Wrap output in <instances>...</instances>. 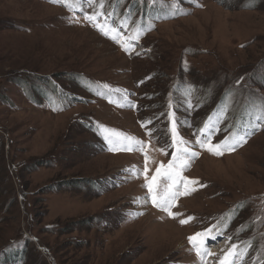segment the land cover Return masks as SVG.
<instances>
[{
    "label": "rangeland",
    "instance_id": "rangeland-1",
    "mask_svg": "<svg viewBox=\"0 0 264 264\" xmlns=\"http://www.w3.org/2000/svg\"><path fill=\"white\" fill-rule=\"evenodd\" d=\"M91 1L128 26L92 13ZM139 3L0 0V261L7 253L13 264H221L225 256L262 264L250 251L264 256V0H174L178 8L164 0L143 14ZM94 14L109 35L85 19ZM45 87L68 105L43 103ZM171 93L188 142L174 155L185 146L199 153L181 172L199 184L186 185L175 218L144 186L146 156L149 178L172 160L165 126L142 152L124 150L134 144L119 131L146 140L138 118L161 120ZM220 110L208 146L235 147L214 155L195 138ZM171 183L162 170L157 190L175 191ZM213 224L217 239L198 238L197 255L188 238ZM233 246L242 255H228Z\"/></svg>",
    "mask_w": 264,
    "mask_h": 264
},
{
    "label": "snow or ice",
    "instance_id": "snow-or-ice-1",
    "mask_svg": "<svg viewBox=\"0 0 264 264\" xmlns=\"http://www.w3.org/2000/svg\"><path fill=\"white\" fill-rule=\"evenodd\" d=\"M52 3H61L63 2L65 4V6L67 7H72L75 4L79 3V0H51ZM102 6V5H101ZM85 19H87L90 23H93L94 26L98 27L100 29L101 32H103L104 35H109L108 31L104 30V27L102 25H100L99 21L96 20L95 14L93 16H86ZM120 27H123V25H121ZM112 32H116V28L113 27L111 29ZM113 39H115L117 42H119V34L117 33L115 36L112 37ZM123 47V45H122ZM125 51H127L128 49L125 48ZM262 111H264V103H262ZM207 130V131H205ZM215 129L210 127V125L208 123H205L204 128L200 129V132L203 133L204 138H197L195 140L196 144H199L201 148H206L208 152L214 154V155H222L223 152L226 151H233L235 145H230L228 143L227 140L221 142V143H217L214 146H208L211 142V137L209 135L210 132L214 131ZM179 137V133L177 132L176 129V123L175 121L173 122V126L171 129V139L173 142V145H187V141L183 140V139H178ZM107 139V137H106ZM125 139L129 142V145H135L136 147L133 148L131 146L124 148V150L126 151H143L144 150V144L142 141L136 140L132 137H125ZM246 142V140L244 141ZM109 143H111V141H109ZM240 143L239 141H237V144ZM110 151H119L120 149H116V148H110ZM165 155H167V153L165 152ZM199 153L191 151L188 147H183L182 149L179 150V155H173L172 160L169 162V164L167 165V167H165L163 164H161L157 169H156V174L153 175L151 178H149V176L147 175L148 172V158L147 156L145 157V167H144V180H145V187L147 188L149 194H150V198H151V202L153 204L154 207L165 211L168 213V215L172 218H175V215H179V214H173L170 209L172 206L175 205V202L177 200V198L181 195H187L189 194V192L187 191V184H192V185H196L199 184V181L196 180H190L186 177H183L181 175V172L184 171L187 167H188V161L191 158H195L198 157ZM162 170H163V174L167 175L168 180H170L172 183L169 185V188H175V191H165L164 193H160L157 190L156 187V183H157V179L158 177L162 174ZM184 183L185 185V191H181L180 190V186L181 183ZM191 219H193L192 217H188L187 219H181L180 223L181 225L186 224L188 221H190ZM211 229H208L206 232L204 233H197L195 236H191L188 238L189 242L191 244H193V247L196 249L197 251V255H201V249L197 246L196 241L198 238H200V242L203 243V238L206 237L209 233H211ZM214 238V237H213ZM233 253L230 252L228 255H232ZM227 260L228 257L225 256V258L221 261V264H227Z\"/></svg>",
    "mask_w": 264,
    "mask_h": 264
},
{
    "label": "trees",
    "instance_id": "trees-1",
    "mask_svg": "<svg viewBox=\"0 0 264 264\" xmlns=\"http://www.w3.org/2000/svg\"><path fill=\"white\" fill-rule=\"evenodd\" d=\"M140 3L138 4V6H140V9H141V12H142V14L143 13H145V11L148 13V11L149 10H151V9H149V8H152L151 6H154V5H156V2H158V1H164V0H138ZM147 1V5H146V7H145V5H143L145 2ZM94 3V8H95V11H94V13H102V12H106V13H111V15H112V17L115 19V21L116 22H118V23H120V24H122V25H124V26H128V24H129V21L128 20H126V19H128L127 17L125 18V20L124 21H122V19H120V20H117V14H116V12H115V10L113 11L112 9H107L106 7H105V3H103L102 1H100V2H98V3H95L94 1L92 2L91 1V4H93ZM172 4L174 5V8H178V5H175L174 4V0H172ZM102 5V6H101ZM93 6V5H92ZM154 10H155V8H154ZM152 14H156L155 13V11L152 13ZM150 15H151V13H149L148 15H147V18H146V20L145 21H147V19L148 18H150ZM155 20V19H154ZM140 26V25H139ZM131 33H132V35H133V37L134 38H141V34H143V31L140 29V27L138 28V29H135V30H132V31H130ZM73 76V79L75 78V77H77V78H80V79H82V80H84V78L83 77H81V76H79V75H72ZM75 80V79H74ZM82 84V86H85V83H84V81L81 83ZM23 89H27V87H26V85H20ZM34 91H36V90H34ZM90 91H91V89H90ZM188 92H190V94H192L193 92H195L193 89H191V90H189ZM39 93V97H40V100H42L43 101V103H44V101L45 102H47L48 103V105H50V107H52V108H54L53 107V104L54 103H56L55 104V107L56 108H62V107H65V103L68 105V100L67 99H65V98H62V97H58L57 99H55V91L53 92V89H51V88H48V87H45L44 89H43V91H40V92H38ZM91 93H92V91H91ZM190 94L188 95V96H190ZM110 95V94H109ZM115 98V97H114ZM112 100V99H111ZM181 101V100H180ZM110 102V101H109ZM114 104L116 105V106H119V103H118V101L116 100V102H114ZM36 105L37 106H39L40 104L39 103H36ZM179 105L178 104V101L177 100H175V98H174V94L173 93H171V94H168V98H167V100H166V102H165V106H164V108L160 111V112H162V119L160 120V118H156V117H154L152 120L151 119H143V120H140V118H138L139 120H138V125H139V127L142 129V132L144 133V138L143 139H146V140H144V141H142L143 142V144H144V148H146L147 146H149V142H151L152 141V138H153V136L158 132V129L159 128H161V126L162 125H164L165 127H164V129H166L167 130V133H168V136H170V141L171 142H169V144H165V152L167 153V157L168 158H170V157H172L173 155H174V153H175V146L173 145V142H172V139H171V129H172V126H173V122L175 121V123H176V129H177V132L179 133V137H178V139L181 137V138H184V137H186L185 135H184V133H183V131H182V129L180 128V124L182 123V121H180V118H178V108H177V106ZM226 105L225 104H223V103H221V105H219V107L217 108V109H219L220 107H225ZM227 109V107H225V109L224 110H226ZM146 111V110H145ZM193 112V111H192ZM192 112L191 111H188L187 113L189 114V115H191L192 114ZM223 112V110H220V111H218V112H214L213 114H206V116L204 117V121H202V124H201V129L202 128H204V125H205V123H208L210 126H212V125H214L215 124V122H216V120H215V116H218L219 114H221ZM147 114H154V115H156L157 113H149V112H147ZM160 120V121H159ZM151 123H153V124H156L157 123V126H156V128H150V124ZM102 129H103V134L105 135V136H115V135H112V134H110L109 133V130L108 129H106V128H109V127H111L110 125H108V124H102V123H97ZM109 126V127H108ZM115 128V127H114ZM112 129V128H111ZM121 133H122V138L123 139H125V137H127L126 136V134L124 133V132H122L121 130H119ZM146 133H148V135H145ZM103 136V135H102ZM131 136V135H130ZM131 137H133V136H131ZM196 137V136H195ZM134 138V137H133ZM195 140H196V138H195ZM110 141V140H109ZM236 142H237V138H236ZM244 142V141H243ZM238 144H242L241 142L240 143H238ZM165 152H164V154H165ZM134 154V153H133ZM214 223H216V224H220V225H222L223 224V222H222V219H220V220H218V221H216V222H214ZM208 229H211L212 231H211V233H209L206 237H204L203 238V240H205V239H207V238H210V239H212V240H214V239H217L216 237H218V231L215 229V224H213V226L212 227H210V228H208ZM208 229H204V231H202V233H204V232H206ZM233 236V235H229V233H227L226 234V236ZM214 237V238H213ZM233 249H232V252L233 253H236V254H238V255H242V250L240 249V248H238L237 246H233L232 247ZM254 252L253 253V255H252V257H254L255 259H256V262L257 263H262V264H264V256H262L261 254H260V252L258 251V250H256V249H252L250 252ZM249 252V253H250ZM6 255L7 256H9V257H11L9 254H5V256H2V257H4L1 261H0V264H3V263H5V264H11L12 262H11V260L9 261V260H7L5 257H6ZM1 257V258H2ZM3 262V263H2ZM21 262H23V261H18V263H21ZM13 264V263H12Z\"/></svg>",
    "mask_w": 264,
    "mask_h": 264
}]
</instances>
